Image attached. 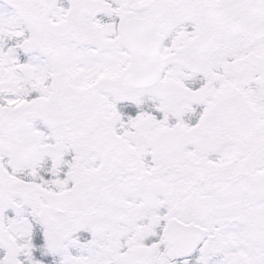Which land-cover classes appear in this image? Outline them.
Masks as SVG:
<instances>
[{
	"label": "snow or ice",
	"instance_id": "1",
	"mask_svg": "<svg viewBox=\"0 0 264 264\" xmlns=\"http://www.w3.org/2000/svg\"><path fill=\"white\" fill-rule=\"evenodd\" d=\"M0 264H264V0H0Z\"/></svg>",
	"mask_w": 264,
	"mask_h": 264
}]
</instances>
